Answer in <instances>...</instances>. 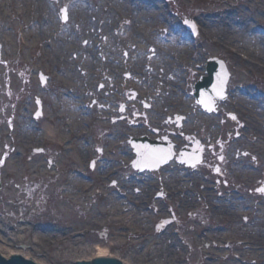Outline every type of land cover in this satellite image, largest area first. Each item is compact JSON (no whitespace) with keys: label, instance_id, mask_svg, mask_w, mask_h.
Here are the masks:
<instances>
[{"label":"rangeland","instance_id":"374dc122","mask_svg":"<svg viewBox=\"0 0 264 264\" xmlns=\"http://www.w3.org/2000/svg\"><path fill=\"white\" fill-rule=\"evenodd\" d=\"M40 1L36 4L34 0H7L4 6L0 4V24L8 27L9 33V39L4 41L13 43L7 45L6 51L1 49L5 45L0 43V254L7 257L11 253H22L36 264H76L96 257L99 248L130 264H264V195L256 192L264 184V47L253 51L246 42V36L252 39L254 35H260L264 41V0H232L241 6L233 5L238 11L237 18L234 25L222 27L225 31L210 28L205 22L204 16L219 15L221 10L206 5L204 0H171L170 3L161 0H79L87 8L86 12L75 11L73 0ZM29 3L33 16L37 15L36 8L41 4L50 9L55 31L57 27L61 33L69 30L63 37H66V43L72 38L71 43L76 45L70 56L62 53L63 57L53 56V41L43 38L41 30L31 31V24L28 31L21 24L19 10H25ZM69 3L73 7L66 8L67 20L64 22L62 11ZM141 5L147 10L144 14L139 12ZM158 6L161 7L159 11ZM188 17L199 18V25L204 23L199 26L201 31L205 29L211 40L201 31L199 38L189 37L182 25ZM133 19L137 21L140 33L134 30ZM35 22L38 30L39 25L44 26L40 19ZM241 24L246 26L243 34L237 33ZM249 24H255V33L248 28ZM118 30L127 38H116ZM100 32L101 36L95 40L104 44V39L108 38L110 54L106 49L98 52L99 48H93V33ZM1 34L0 31V37ZM174 35H178L176 39L181 42L184 36L191 39L188 46L191 49L182 46L190 61L187 67L180 66L178 57L171 56L179 55L176 50L168 53L149 37L162 39ZM216 35L232 48L225 51L217 44L207 43ZM21 37L23 42H20ZM85 41L89 42L88 50L83 46ZM113 44L115 48L110 47ZM140 45L145 50L136 51L134 46ZM234 49L253 59L245 63L246 60L233 56ZM112 52L118 56L112 58ZM101 53L104 59L98 57ZM213 55L231 62L233 80L223 114L209 115L200 108L187 106L186 101L194 102L190 98L193 85L202 75L205 60ZM69 59L75 61L70 67L75 78L65 69L69 75L66 78L63 76L65 67L53 64V61ZM98 70L101 72L99 78ZM40 73L51 77L46 86L42 85ZM127 74L132 76L131 79L146 81L153 90L157 89L156 92L152 90V95L157 93L159 99L156 105L152 104L163 116L154 114L157 120L153 123L143 113L146 111L151 119L153 110H145L139 102L130 104L133 109L128 111L127 119H123L117 109L109 116L111 121L106 112L99 110L101 96L106 97L108 93L120 99L127 86L135 85L129 80L121 86ZM105 76L112 79L108 84L104 81L106 89L99 92L96 87L93 92L96 79L99 84ZM164 82L167 88L163 87ZM241 88L255 91L254 97L246 100L247 97L241 95ZM173 94L177 97L173 98ZM130 98H133L132 94ZM38 100L45 109V119L41 121L33 119ZM181 102L184 106H177ZM100 113H104L103 120L98 122ZM176 113L188 117L180 130L185 128L194 133L206 147L204 162L197 170L185 171L177 164L167 169L171 171L166 170L170 173L166 179L175 188L185 190L183 194L147 204L146 211L141 210L140 216L133 214L123 202L108 201L107 195H93L96 190L105 189L110 180L118 184L111 188L113 195L122 186L129 187L128 184L137 186H131V193L135 188L143 189L141 185H146L152 177L147 175L146 179L136 171L127 172V161L133 160L135 155L127 145L122 149L118 146L131 134L154 129L162 133L174 130L175 126L167 124L166 118L169 115L173 118ZM232 114L244 116L239 120L244 124L231 120ZM24 126L32 128L31 132L23 133ZM76 131L79 135L75 138L69 135L71 132L74 136ZM84 132L88 135H81ZM81 137L85 138L80 141ZM46 140L61 144V152L50 155L46 150L34 155V147H41ZM84 142L89 145L88 151ZM96 146L106 147L103 160L107 168L104 172L117 169L114 178L105 180V175H100L103 163L99 162L96 170L89 169L90 162L97 157L94 154ZM79 172L86 174L90 181L81 176L75 178ZM49 174L56 175L55 183H49ZM54 188L59 193L53 191ZM31 194V199H27ZM171 215L175 216V221L158 230L157 224ZM106 223L109 230L105 232L101 225ZM37 226L46 228L33 237ZM253 226L255 235L252 234ZM127 227L145 230L146 235L143 238L140 235L128 237L130 230ZM89 229L104 235L84 234ZM14 237L20 240L15 246ZM32 238L38 242L34 244ZM172 242L179 248L170 249L168 245Z\"/></svg>","mask_w":264,"mask_h":264},{"label":"bare ground","instance_id":"6f19581e","mask_svg":"<svg viewBox=\"0 0 264 264\" xmlns=\"http://www.w3.org/2000/svg\"><path fill=\"white\" fill-rule=\"evenodd\" d=\"M0 1H1L0 4L2 6H4L6 4V1L7 0H0ZM34 1L36 3V0H34ZM43 1L44 0H41L40 3H42ZM73 2H74V9H75V11H78V12L79 11L86 12V9L87 8L83 5V3H81L79 0H73ZM117 4H118L117 1L113 2V5L115 7L117 6ZM40 6L41 7H37L36 8V14H37V16H33V14L30 13L31 12L30 9L32 7V4H30L29 7H25V10H22V11L19 10V19L21 21V24L23 23V26H25V28L27 29V31L29 30V25L31 24V31L33 30L35 33H37V32H40V30H41V33L40 34H42L41 36L43 38H45L46 40H52L53 41V49H52V52L51 53H52L53 56H55V54L57 56H59V57L60 56L63 57V55L70 56L71 53L76 50V45L73 44V43H71L72 42V38H70L69 39V42L66 43V40H65L66 37L65 38L63 37V34H68L69 30L62 31V33H61V31L59 30L60 28L57 27L56 28V31H55V26H54L55 23H53L50 20V18L52 17V13H51L50 9H48L47 7H45L43 4H41ZM18 7H20V6H17L16 8H18ZM72 7H73V4H72ZM146 11L147 10H145V7L143 6L142 10H140L139 12H140V14H144ZM45 13H46L47 16L45 18H43V16H44ZM22 16H23V18H22ZM235 17H236L235 14L230 15V16H227L226 19H225V21L226 22H230V24H231L234 21V18ZM39 19L41 21H44V26L42 27L41 25H39V30H38L37 27H36V24L37 23L35 21L36 20H39ZM208 20H211V21H209L211 23L210 24L211 27H217L218 30H223L222 26H224V25L220 22V20H217V19H208ZM161 22L163 23V21H161ZM244 27H246V26L244 24H241L240 27H238L237 33L243 34L244 31H246L244 29ZM248 28H251V29L255 30V24H249L248 25ZM0 31L2 32V34H1L2 36L0 37V43H3L5 45V46H3L4 47L3 50L6 51L8 49V48H6L7 45H11L13 43H12V41H11V44H10L9 41H7V42L4 41V39H9V37H7L9 35V33H8V27H6L5 25H3V23L0 24ZM249 31H252V30H249ZM249 31H247V32H249ZM12 35H13V37L15 36L14 33ZM259 36H255L254 35V37L252 39L249 38V36H246V37H248V39L246 40V42H248L250 44V46L254 49L253 51H259V50H261L264 47V41ZM151 37L156 42H159L158 45L161 46L168 53L176 50L179 55L171 54V56H174V59L176 57H178L177 62H178L179 65H188L190 63V61L187 59V55H185L186 53L184 52V48L182 47V46L185 45L186 49H189L188 46H189L190 40H188L187 37H185L182 42L180 40H177L176 39V37H179L178 35H174V37L168 36L167 38H162L161 40L159 39V36L158 37L151 36ZM234 38H236V37H233V39ZM240 39L242 40L243 38H240ZM122 40L125 41V39H122ZM236 40H237V38H236ZM112 41L115 42L114 39ZM20 42H23V38L22 37H21V41ZM17 43H18V41H17ZM61 43H63V44L61 46H59ZM162 43H165V44L163 45ZM107 44H109V42H107ZM85 45L88 47V48H86V50H88L89 49V46L87 44H85ZM104 47L105 46H103V48L101 49L102 51H103ZM110 47L115 48L114 45H112ZM138 48L141 51L145 50V48H142V47H138ZM107 49H108V46H106V50ZM139 53L141 54V52H139ZM250 54H251V52H250ZM114 55H116V52L115 53L112 52V58H114ZM57 56H55V57H57ZM116 56H118V54ZM179 56H181V57H179ZM252 59H253V57L251 58V60ZM72 65H75V61H73V60L71 61V59H69L67 61H62V66L59 64L60 67H64L65 66V68H63V74H64L63 76H65L66 78H68L69 75L66 74V72H64V70L66 69V71L69 70V72H70V70H71L70 67ZM254 65H255V57H254ZM73 71L70 72V75H72V77L75 78V76L73 74ZM249 94H252V92L249 93ZM251 98H252V95H248L247 98H246V100H249ZM189 102H188V106L195 107V106H192L193 103H189ZM250 116L253 118V115H250ZM31 129L32 128H29L28 126H24V128H23L22 131H23V133H25V132L30 133L31 132ZM26 136L28 137V135H26ZM135 210L136 211H141L140 208H137ZM252 229H253V233L252 234L255 235V226H253ZM9 238H6V239L8 240ZM245 244L246 243H244V245ZM168 246L172 250H174L176 248H179V246H177L176 244H173V242L170 245H168ZM166 247H167V244H166ZM166 249H168V248H166ZM96 251H98V253L96 255V258H94V259L91 258V259L85 260V261L91 262V261H93V260H95L97 258H108V260L116 259L107 250H104L103 251V250H101V249L98 248V249H96ZM11 255H18V256H21L22 255L23 256L22 253H19V254H15V253L13 254V253H11ZM2 257H4V256H2ZM7 257H4V258H7ZM164 263H166V262H164ZM124 264H130V263H128V262L125 261Z\"/></svg>","mask_w":264,"mask_h":264},{"label":"flooded vegetation","instance_id":"af4514ba","mask_svg":"<svg viewBox=\"0 0 264 264\" xmlns=\"http://www.w3.org/2000/svg\"><path fill=\"white\" fill-rule=\"evenodd\" d=\"M228 64H229V66H231V62L230 61H228ZM232 80H233V74H231V81ZM125 82L126 81H123L121 86H123ZM229 84H231V82H229ZM128 87L129 86H127V89H128ZM149 89H150V86L148 85V90ZM125 94H127V90L125 91ZM107 96H109V94H107ZM153 133L156 135V134L159 133V131H154ZM167 133L170 134V132H167ZM173 134L175 135V140H177L178 142H183L181 137L186 139V133L182 132L180 134V136L177 135L176 133H173ZM156 139H161V138H156ZM174 142L171 140V143L174 146V150H176L175 149V143L176 142L175 143ZM125 145H127L128 148L130 147L128 139H127L126 142L122 141L120 143V146H118V149H122V147H124ZM205 150H206V147H204V152H205ZM95 151L96 152L94 154H96L97 157H98L100 153H103L104 149H100L98 146H96L95 147ZM119 151H121V150H119ZM97 157H94L93 159H95ZM128 162H129V160L127 161V163ZM202 162H204V161H202ZM93 164H94L93 165V169H94L96 167V161L95 160H93ZM169 167H174V165H172L171 162H170L167 165H165V166H163V167H161L159 169H148L146 171L135 170L134 168L130 169L129 166H127V172L136 171L137 173H139L141 175H144L146 179L148 178L147 175H150L152 178H148V182L146 184L148 186L141 185L143 187V189L135 188V189H133V193H131L130 192L131 186H133L134 184H128L129 187H126L124 185V186H122L123 189L119 188L118 191H115L116 195H113L112 194L113 192L111 191V188H116L118 186V184H117L116 181H114V180L111 181L110 180V181L106 182L107 184L105 185V189H103L101 192L96 190L93 193V195H101L102 197H104V195H107L108 201H111V202H123L126 205H128V207L131 208V210L133 211V214H136L137 216H140L141 211H136L135 209L140 208L142 210V212H143V210L146 211L145 205L147 203H150V204L151 203H156L159 199L164 198V195L161 194L162 190H166L167 192L174 193V189H176V188L173 185H171V183L166 179L169 176V174H170L168 172L171 171V170H167V169H169ZM106 168L107 167H102V169H101L102 171L101 172H103V173H100L101 175H105L106 176V175H108V174L113 172V171H111L110 173H108V170L106 172H104ZM115 174L112 176L113 178L115 177ZM164 174H166V177L163 178ZM134 186H136V185H134ZM134 186H133V188H134ZM94 188L95 187H93V189ZM115 196H117V197H115ZM147 211H150V209H148ZM171 219H172V222L175 221V216L171 215ZM159 224H157V225H159ZM127 230H132V231L137 230L138 231V229L133 228V227H128ZM96 233H97V231H96ZM95 235H97V234H95ZM99 235H101V234H98L97 236H99ZM253 256L255 257V252H254Z\"/></svg>","mask_w":264,"mask_h":264},{"label":"water","instance_id":"95a60500","mask_svg":"<svg viewBox=\"0 0 264 264\" xmlns=\"http://www.w3.org/2000/svg\"><path fill=\"white\" fill-rule=\"evenodd\" d=\"M209 78H205L203 82H200L196 86V99L197 102L209 111H212L216 107L215 99L223 100L226 97V83L227 73L225 67L221 62L213 61L209 64ZM133 146L136 148L137 153L140 155L136 161V167H142L146 161L155 160L156 165L167 164L173 159L172 145H161L159 143H151L147 140L133 141ZM145 150L142 152V149ZM151 159V160H150ZM1 256V254H0ZM2 257V256H1ZM9 255L6 259H9ZM29 259V258H28ZM30 260V259H29ZM0 264H34L33 262L21 259L13 258L11 260H1ZM89 264H121L119 261L108 260V258H97Z\"/></svg>","mask_w":264,"mask_h":264}]
</instances>
